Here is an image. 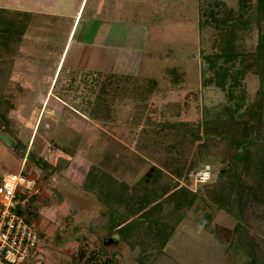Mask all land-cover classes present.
Segmentation results:
<instances>
[{
	"label": "rangeland",
	"instance_id": "obj_1",
	"mask_svg": "<svg viewBox=\"0 0 264 264\" xmlns=\"http://www.w3.org/2000/svg\"><path fill=\"white\" fill-rule=\"evenodd\" d=\"M223 1L238 11V0ZM25 3L50 17H40V23L28 29L13 82L6 89L4 97L14 109L9 123L0 125V181L6 173L22 169L39 181L41 191L34 201V220L42 234L37 263L103 264L112 259L117 264H264V186L259 188L255 176L243 174L237 201L218 206L219 193L232 181L218 176L227 165L224 154L213 147L208 154L202 147L205 139L193 142L191 132L184 130L197 129L205 112L214 116L227 102L226 92L203 86V78L210 75L203 57L216 53L217 31L210 25L200 27L199 0H134L131 7L140 11L135 16L129 3L124 5L127 14L114 2L112 12L104 10L103 17L113 13L114 19L140 21L150 30V52L144 53L141 68L135 65L129 78L65 69L53 84L55 51L67 39L70 23V18L57 14L75 15L79 2L0 0V8L12 10ZM85 4L87 18L95 12L96 1ZM258 37L256 26L240 31V50L254 52ZM173 69L183 73L178 84L173 82ZM259 86V76L247 70L235 94L254 99ZM164 124L172 129L163 130ZM3 133L15 141L14 147L1 139ZM260 134L262 143L264 129ZM215 143L224 146L223 152L232 144L219 138ZM40 159L49 163L46 169L38 166ZM207 165L217 174L210 183L186 178L191 168L198 171ZM91 166L131 188L162 192L184 187L198 199L193 207L179 210L167 195L159 199L164 221L175 225L160 251L142 238L138 221L128 238L111 229L109 208L99 192L84 188ZM156 168L162 171L158 179L155 172L149 174Z\"/></svg>",
	"mask_w": 264,
	"mask_h": 264
},
{
	"label": "trees",
	"instance_id": "obj_2",
	"mask_svg": "<svg viewBox=\"0 0 264 264\" xmlns=\"http://www.w3.org/2000/svg\"><path fill=\"white\" fill-rule=\"evenodd\" d=\"M199 9L202 18L200 27L210 25L217 31V41L214 44L216 53L203 57L210 73L207 78H203V86L214 85L223 90L227 93V102L223 110L214 116L210 117L205 112L204 122L197 129L184 130L191 132L189 134L193 136V142L204 138L202 147H207L208 154L212 147L217 149V154H224L223 162L227 165L225 171H220L218 176L227 175L232 180L225 187V191L218 195V206L224 208L225 202L237 201L240 197L244 184L243 174L247 177L255 176L259 188L264 186V141H259L262 135L260 132L264 129V0H238V11L227 7L223 0H199ZM34 18L35 16L28 12L0 8V125L9 123L8 114L14 109V105L4 96L6 89L10 88L13 82V68L21 55L24 36ZM254 26L259 29L257 47L252 53L242 52L239 47L240 31H248ZM239 64L241 66H238ZM247 70H253L260 78V86L254 99H250L245 93L235 94V89L241 85V79ZM170 73L174 83L178 84L183 80V73L175 69ZM168 127L172 129V125L164 124L163 130ZM201 130L203 134L200 133ZM217 138L232 144L223 152L221 147L224 146L215 143ZM25 150L27 152V148ZM29 156L32 157L30 152L28 158ZM36 162L41 169L49 166L47 161L41 159ZM197 169L191 168V172L186 176L189 181L194 179ZM153 172L157 175L155 179L162 174L158 168L151 170L149 174L152 175ZM212 172L209 183L217 175L215 169ZM177 174L181 176L180 172ZM94 184L99 190H94ZM84 188L99 192L104 204L109 208L111 229L120 238H128L133 231V225L138 221L137 227L143 228L142 238L147 243H152V246L158 247L160 251L170 241L175 225L172 226L168 220L164 221L160 214L162 204L159 199L167 195V199L174 203L175 210L191 208L198 199L197 193H192L184 187L175 190L169 188L162 192L153 188H131L126 184L117 183L95 166L90 167ZM140 191H143V194H140ZM39 195H34L28 207L22 211L28 218L34 219V201ZM123 208L125 212L122 211ZM236 230L240 233L239 227ZM103 264L117 263L108 259Z\"/></svg>",
	"mask_w": 264,
	"mask_h": 264
},
{
	"label": "crops",
	"instance_id": "obj_3",
	"mask_svg": "<svg viewBox=\"0 0 264 264\" xmlns=\"http://www.w3.org/2000/svg\"><path fill=\"white\" fill-rule=\"evenodd\" d=\"M86 1L88 2L89 0H78L79 4L77 5H79V8L75 15L57 14L58 16H67L72 24L71 27H69L70 23L67 26L69 29L67 39L60 49L55 51L58 56V62L52 84L59 71L61 70L60 75L65 69L69 72L82 71L84 73H95L96 75L131 76L132 74L130 73L134 71L135 65H140L141 68V59L150 52L151 42L149 38L151 36H149L150 30L147 26L140 21L132 23V20L127 18H112L113 13L111 14V12L112 8L115 7L113 6L114 2L119 8H125L126 12L129 10L124 5L129 3L130 6L128 5L127 7H130V13L134 14V16L135 14H140V11H136L138 8L131 7L134 0H95L96 4L93 6L95 12L84 18ZM121 1H123V4ZM36 7V5L25 3L24 7H17L12 10L33 14L35 18L31 25L32 28H35V25L40 23V17H50V15L40 10H35ZM106 9L111 11H109L111 14L110 18L103 17V14H106L103 11ZM56 31L59 32V29H56ZM42 40L45 42V39Z\"/></svg>",
	"mask_w": 264,
	"mask_h": 264
},
{
	"label": "built area",
	"instance_id": "obj_4",
	"mask_svg": "<svg viewBox=\"0 0 264 264\" xmlns=\"http://www.w3.org/2000/svg\"><path fill=\"white\" fill-rule=\"evenodd\" d=\"M212 178L211 166L207 165L194 175V182L205 184ZM36 177L22 169L18 173H6L0 183V264H39L38 252L42 234L34 219L22 211L30 199L40 194ZM35 256V257H34ZM34 260L33 262L31 260Z\"/></svg>",
	"mask_w": 264,
	"mask_h": 264
},
{
	"label": "water",
	"instance_id": "obj_5",
	"mask_svg": "<svg viewBox=\"0 0 264 264\" xmlns=\"http://www.w3.org/2000/svg\"><path fill=\"white\" fill-rule=\"evenodd\" d=\"M1 139L10 147L15 146V141L6 133L1 134Z\"/></svg>",
	"mask_w": 264,
	"mask_h": 264
}]
</instances>
